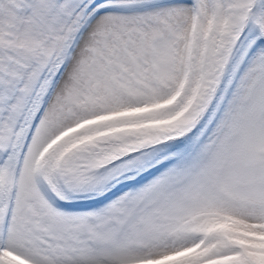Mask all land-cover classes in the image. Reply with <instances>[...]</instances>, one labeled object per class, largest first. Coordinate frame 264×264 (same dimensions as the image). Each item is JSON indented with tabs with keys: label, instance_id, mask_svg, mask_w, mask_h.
<instances>
[{
	"label": "snow or ice",
	"instance_id": "obj_1",
	"mask_svg": "<svg viewBox=\"0 0 264 264\" xmlns=\"http://www.w3.org/2000/svg\"><path fill=\"white\" fill-rule=\"evenodd\" d=\"M0 264H264V0H0Z\"/></svg>",
	"mask_w": 264,
	"mask_h": 264
}]
</instances>
